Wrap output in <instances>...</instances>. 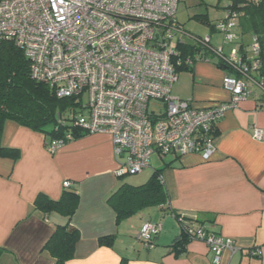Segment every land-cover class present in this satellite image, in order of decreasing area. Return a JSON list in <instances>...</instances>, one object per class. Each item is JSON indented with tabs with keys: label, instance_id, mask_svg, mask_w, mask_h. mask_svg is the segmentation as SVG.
<instances>
[{
	"label": "crops",
	"instance_id": "1",
	"mask_svg": "<svg viewBox=\"0 0 264 264\" xmlns=\"http://www.w3.org/2000/svg\"><path fill=\"white\" fill-rule=\"evenodd\" d=\"M239 40L241 55L249 56V46ZM222 65L214 58L179 70L171 93L202 108L228 101L222 79L232 72ZM259 72L252 76L258 78ZM255 127L261 130L259 139L253 137ZM215 132L214 151L207 160L200 153L152 154L137 181L161 170L166 203L118 221L106 202L120 182L116 171L122 161L110 134H83L50 153V137L6 120L1 145L18 151L15 158L0 156V264H54L43 247L55 225L65 222L69 230L78 231L79 239L64 264H212V253L201 241L173 246L181 234L178 216L196 219L234 241L237 251L224 250L219 264H264V94L254 82L238 106L217 122ZM71 189L79 202L69 220L61 210L45 213L36 208L38 193L58 200ZM147 219L161 224L149 245L138 236ZM101 237H109V243L100 244Z\"/></svg>",
	"mask_w": 264,
	"mask_h": 264
},
{
	"label": "built area",
	"instance_id": "2",
	"mask_svg": "<svg viewBox=\"0 0 264 264\" xmlns=\"http://www.w3.org/2000/svg\"><path fill=\"white\" fill-rule=\"evenodd\" d=\"M180 1L0 0V39H10L23 50L32 79L46 84L58 97L75 99L70 118L60 116V122L86 134H110L115 153L122 156L118 176L140 172L154 153L161 157L200 153L209 159L214 126L245 98L249 83L264 94L263 77L252 76L259 67V42L252 37L250 55H241L235 10H227L214 24L223 34V43L233 44L228 53L204 35L198 37L203 49L192 56H176L180 35L193 38L176 18ZM214 58L232 72L222 79L230 93L228 101L202 108L171 93L180 67ZM152 101L159 103L158 109L150 106ZM253 137H261L259 128H254ZM72 138L66 132L46 148L53 153ZM177 219L189 241L208 247L212 264L220 263L224 250L237 251L231 238L196 219ZM160 229V223L147 219L138 236L149 245Z\"/></svg>",
	"mask_w": 264,
	"mask_h": 264
},
{
	"label": "trees",
	"instance_id": "3",
	"mask_svg": "<svg viewBox=\"0 0 264 264\" xmlns=\"http://www.w3.org/2000/svg\"><path fill=\"white\" fill-rule=\"evenodd\" d=\"M233 2L232 7L227 10H235L237 26L241 25L244 30L252 31V37H256L259 42L257 70L263 76L264 3L261 0H233ZM241 2L243 5H239ZM209 26L212 27L214 24ZM191 34L193 38L190 37L189 42L182 40L177 43L176 56L178 58L192 56L201 48L203 49L198 38L202 36L197 33ZM191 67H180L179 70ZM75 106L73 97H58L46 84L32 79L30 62L23 50L10 39H0V137L6 120L42 132L46 137H50L47 144L52 139L65 135L66 132H70L73 138L86 134L72 127L68 122L59 121L60 116L69 119V112L74 110ZM211 134L213 138L216 134L215 126ZM17 151L16 148L2 146L0 142V156L15 158ZM160 172L161 170L155 169L150 177L140 184L125 182V175L119 177L120 182L117 187L106 198V202L116 213L118 221L145 207L161 206L166 203L168 195ZM34 202L36 208L45 213L52 209L63 211L69 220L78 205L79 198L71 189L64 190L58 200H52L45 194L38 193ZM78 239V231L69 230L66 222L56 224L43 248L54 259V264H64L72 258ZM109 240V237H101L99 243H109ZM188 241L181 227L179 239L173 243V246L178 244L183 246Z\"/></svg>",
	"mask_w": 264,
	"mask_h": 264
},
{
	"label": "rangeland",
	"instance_id": "4",
	"mask_svg": "<svg viewBox=\"0 0 264 264\" xmlns=\"http://www.w3.org/2000/svg\"><path fill=\"white\" fill-rule=\"evenodd\" d=\"M233 4V0H181L177 7L176 18L178 21L185 22L186 28L193 32L201 36L209 35L212 44L217 47L224 46V51L228 53L233 44H224L223 34L215 29H211L209 25L212 23L215 24L217 20L224 18L227 9L231 8ZM239 5H243V3L241 2ZM235 33L238 35V41L241 39L244 44L250 47L253 36L252 31L244 30L241 25H238ZM82 98L83 102L87 101L86 92L83 93ZM150 106L158 109L159 103L152 101ZM153 162L154 160L152 164ZM143 170L137 173L125 174L124 181L134 184L144 182L146 179L137 181Z\"/></svg>",
	"mask_w": 264,
	"mask_h": 264
},
{
	"label": "water",
	"instance_id": "5",
	"mask_svg": "<svg viewBox=\"0 0 264 264\" xmlns=\"http://www.w3.org/2000/svg\"><path fill=\"white\" fill-rule=\"evenodd\" d=\"M223 68H225L226 66L222 65Z\"/></svg>",
	"mask_w": 264,
	"mask_h": 264
}]
</instances>
